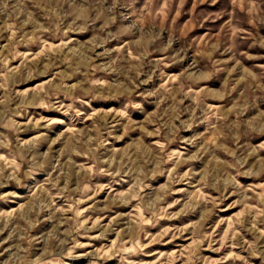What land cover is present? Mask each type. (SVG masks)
Returning <instances> with one entry per match:
<instances>
[{
  "label": "rangeland",
  "instance_id": "obj_1",
  "mask_svg": "<svg viewBox=\"0 0 264 264\" xmlns=\"http://www.w3.org/2000/svg\"><path fill=\"white\" fill-rule=\"evenodd\" d=\"M0 264H264V0H0Z\"/></svg>",
  "mask_w": 264,
  "mask_h": 264
}]
</instances>
